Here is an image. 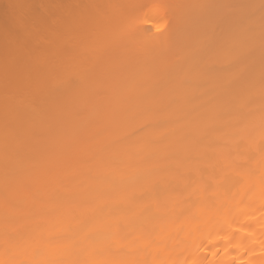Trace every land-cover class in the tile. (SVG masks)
Instances as JSON below:
<instances>
[{
  "label": "bare ground",
  "instance_id": "6f19581e",
  "mask_svg": "<svg viewBox=\"0 0 264 264\" xmlns=\"http://www.w3.org/2000/svg\"><path fill=\"white\" fill-rule=\"evenodd\" d=\"M0 264H264V0H0Z\"/></svg>",
  "mask_w": 264,
  "mask_h": 264
},
{
  "label": "rangeland",
  "instance_id": "374dc122",
  "mask_svg": "<svg viewBox=\"0 0 264 264\" xmlns=\"http://www.w3.org/2000/svg\"><path fill=\"white\" fill-rule=\"evenodd\" d=\"M186 8H187V6H186ZM181 9H182V8H181V6H180V13L178 12V17H180L181 15H183L182 18H185L186 20L188 19L187 21H186V20H185V21H186L188 24H190V23L194 20V18H195V17H194V13L196 14V11H193L194 9L192 8V9H193V10H192V13H191V12H190V13L193 14V16H192L191 14H189L190 16H188L189 11L186 12V10H188V8L185 9V7H184L185 11H182ZM184 9H183V10H184ZM189 10H191V9L189 8ZM178 11H179V8H178ZM184 13H185V14L187 13V15H185ZM179 14H181V15L179 16ZM184 16H185V17H184ZM186 16H188V17H186ZM190 17H193V18L191 19V21L189 20ZM150 26H152V25H150ZM152 27H153V26H152ZM153 28H154V27H153ZM151 29H152V28H151ZM154 29H155V28H154ZM154 29H152V30H154Z\"/></svg>",
  "mask_w": 264,
  "mask_h": 264
},
{
  "label": "snow or ice",
  "instance_id": "6c2138e0",
  "mask_svg": "<svg viewBox=\"0 0 264 264\" xmlns=\"http://www.w3.org/2000/svg\"><path fill=\"white\" fill-rule=\"evenodd\" d=\"M156 31H160V29H159V28H157V29H156Z\"/></svg>",
  "mask_w": 264,
  "mask_h": 264
}]
</instances>
